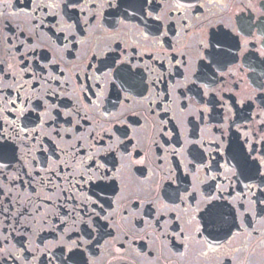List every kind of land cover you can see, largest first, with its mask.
I'll use <instances>...</instances> for the list:
<instances>
[{"label": "flooded vegetation", "instance_id": "1", "mask_svg": "<svg viewBox=\"0 0 264 264\" xmlns=\"http://www.w3.org/2000/svg\"><path fill=\"white\" fill-rule=\"evenodd\" d=\"M0 69V264H264V0H0Z\"/></svg>", "mask_w": 264, "mask_h": 264}, {"label": "snow or ice", "instance_id": "2", "mask_svg": "<svg viewBox=\"0 0 264 264\" xmlns=\"http://www.w3.org/2000/svg\"><path fill=\"white\" fill-rule=\"evenodd\" d=\"M144 2H149V0H144ZM94 18V17H93ZM159 19V18H158ZM146 36H147V34H145ZM113 62H115L114 61V59H113ZM0 71H2V69H0ZM129 71H130V69H129ZM100 77H97V79H99ZM100 167H104V165H100ZM213 251H215V249H213Z\"/></svg>", "mask_w": 264, "mask_h": 264}]
</instances>
